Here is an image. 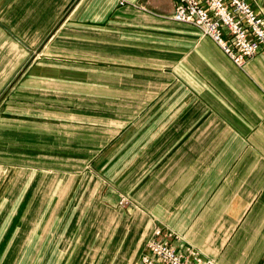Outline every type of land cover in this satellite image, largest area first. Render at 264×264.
Masks as SVG:
<instances>
[{
  "label": "crops",
  "instance_id": "obj_1",
  "mask_svg": "<svg viewBox=\"0 0 264 264\" xmlns=\"http://www.w3.org/2000/svg\"><path fill=\"white\" fill-rule=\"evenodd\" d=\"M177 2L0 0V131L66 141L83 160L52 197L65 226L52 210L0 228V264H141L157 227L182 253L264 264V51L238 68L171 18ZM28 55L51 58L50 101L49 69L22 70ZM45 122L49 134L24 128Z\"/></svg>",
  "mask_w": 264,
  "mask_h": 264
},
{
  "label": "rangeland",
  "instance_id": "obj_2",
  "mask_svg": "<svg viewBox=\"0 0 264 264\" xmlns=\"http://www.w3.org/2000/svg\"><path fill=\"white\" fill-rule=\"evenodd\" d=\"M49 60H51L49 55H28L20 67L24 71L29 70L32 65L33 68L39 65L44 69H49L44 72L47 75L43 76L42 84L43 89L47 90L43 92L47 101H50L52 86L50 69L53 63ZM62 61V64L67 66L65 63L67 60ZM17 76L14 74L11 77L14 78L12 83L18 82L21 75ZM61 87L64 91L67 90L65 84ZM10 94L26 98L28 101L36 100L37 97L34 94L38 95L35 92L14 91ZM5 109L6 107H0V111ZM6 124L14 125V123ZM24 128L47 132V134L51 129L49 122L26 124ZM82 161L80 156L66 155V141H58V144L53 145L52 148L49 136L40 139L30 134L18 135L13 132L2 133L0 131V228L26 226L34 229L39 227L42 220L44 223V219L49 216L48 212L53 210L56 216L52 220L50 218L49 223L51 220L54 226L61 231L66 223V220L62 219L64 213L67 212L66 201L59 198L52 201V197L58 189L59 195H66L68 184L60 185V183L75 180L81 175V170L76 169L81 166ZM35 181L39 184H34ZM119 205L128 208L130 200L123 196Z\"/></svg>",
  "mask_w": 264,
  "mask_h": 264
},
{
  "label": "built area",
  "instance_id": "obj_3",
  "mask_svg": "<svg viewBox=\"0 0 264 264\" xmlns=\"http://www.w3.org/2000/svg\"><path fill=\"white\" fill-rule=\"evenodd\" d=\"M171 18L197 27L240 69L264 51V15L250 0H178ZM177 238L173 232L157 227L141 264H215L193 249L180 252L173 244Z\"/></svg>",
  "mask_w": 264,
  "mask_h": 264
}]
</instances>
